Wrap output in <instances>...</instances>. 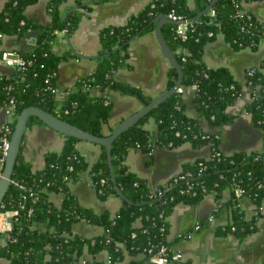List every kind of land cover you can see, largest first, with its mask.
<instances>
[{
  "label": "trees",
  "instance_id": "trees-1",
  "mask_svg": "<svg viewBox=\"0 0 264 264\" xmlns=\"http://www.w3.org/2000/svg\"><path fill=\"white\" fill-rule=\"evenodd\" d=\"M36 1L6 0L0 10V58L4 36H20L29 30H37L33 48L16 51L21 62H13L12 73L0 74V106L8 104L10 98L14 100L16 113L26 106L39 105L82 129L103 135V126L111 116L115 91L133 95L142 104L152 99L142 86L115 76L118 67L130 65L126 60L129 40L137 31L154 30L156 22L152 20L161 13L168 15L174 12L187 19L202 11L211 0H193V5L190 0H150L124 25L111 24L102 28L96 69L78 79L70 95L60 104L55 98V79L60 61L71 53L69 50L62 55L54 52L56 36L62 31L71 35L86 11L96 3L85 5L83 0H76L74 6L62 11L64 0H46L51 23L44 25L37 18L25 14L26 8ZM250 1L255 0H216L208 12L188 21L186 38L177 33L178 23L166 22L162 26L164 36L183 67L181 85L185 88L195 86L196 108L212 126L233 118L226 108L242 94L243 84L227 67L209 66L203 59L204 47L218 32H223L235 49L258 47L264 39V20L244 8V3ZM211 9L216 11L214 15H211ZM251 69L246 71V84L252 87L253 98L246 108L264 133V58L259 66ZM177 77L176 68L170 66L168 88L173 86ZM92 88L97 89L99 94L94 95ZM150 117L157 123L155 133L144 127ZM15 118L8 123L11 128ZM34 122L44 123V120L33 115L28 125ZM62 135V147L58 151H45L44 165L40 169L34 170L25 159L23 144L18 150L8 191L0 205V210L13 209L21 203L24 206L9 232L7 242L0 239V257L9 259L10 264H79L77 260L84 246H88V251L94 254L102 248L107 249L111 262L122 259L126 252L133 256L142 253V257H134L130 264H147L148 255L161 245L168 244L173 248L167 232L169 216L177 203H197L209 193L220 196L227 188L232 192L235 229L231 230V225L227 224L219 226L218 230L244 236L256 228V218L246 217L241 199L235 197L234 188L243 186L246 195L257 207L262 204L264 149L224 153L219 147L220 136L206 131L198 117L187 114L183 93L176 91L114 139L111 147L113 174L128 200L120 197L112 181L105 145L101 144L98 159L88 162L77 149L80 138L67 133ZM189 142L195 147L210 144V155L186 163L179 172L184 177L176 181L171 178L156 188L149 185L144 176L135 173L125 161L132 148L151 152L155 147H176ZM216 149H220V153ZM87 169L99 198L115 194L121 198V206L114 216L109 211L95 212L92 207L80 205L76 195L70 191L68 181L78 179L80 172ZM26 187L31 188L34 195L23 199L24 193H30ZM53 190L64 193L60 205L48 199L49 191ZM28 207L32 208L31 215L27 213ZM138 218L141 221L136 225L134 222ZM81 220L103 226V233L91 237L72 233V224ZM66 231L71 235H64ZM92 263L99 264L94 260Z\"/></svg>",
  "mask_w": 264,
  "mask_h": 264
},
{
  "label": "crops",
  "instance_id": "crops-1",
  "mask_svg": "<svg viewBox=\"0 0 264 264\" xmlns=\"http://www.w3.org/2000/svg\"><path fill=\"white\" fill-rule=\"evenodd\" d=\"M76 0H64L61 10L65 11L74 6ZM86 5L87 1L83 0ZM150 0H105L91 2L94 4L78 23L71 35L59 32L54 42V52L62 55L69 50L71 56L60 61L55 84L57 88L56 101L62 103L74 89L81 77L88 75L97 67V57L101 48L99 32L111 24L122 26L129 21ZM6 0H0V10ZM90 4V3H89ZM193 5V0H190ZM244 8L252 11L259 19L264 20V0L244 3ZM25 14L30 18H37L41 24L51 23V17L46 11V0H37L29 5ZM37 30L32 29L18 36L17 34L4 36L2 52L27 51L36 43ZM68 36V37H67ZM73 47V48H72ZM72 48V49H71ZM75 51L77 55L73 53ZM264 58V39L257 48L249 46L234 48L223 32H218L211 39L203 51V59L209 66L227 67L235 79L243 84V92L226 109L233 118L221 125H211L206 117L199 114L195 105V86L190 85L183 92L185 110L187 114L199 118L202 127L209 132L220 135L219 147L227 154L239 151L251 152L264 149L263 130L255 124L250 111L246 108L253 98V90L246 84V71L259 66ZM126 60L129 66L118 67L115 76L122 81L140 85L152 98L160 95L168 88V71L170 61L164 55L154 30L139 33L127 48ZM13 65L0 60V74L12 73ZM94 95L99 94L92 88ZM103 93V92H102ZM142 103L133 95L121 94L115 91L112 97L111 116L103 126L104 134L109 133L114 126L131 115ZM16 114L8 113L4 106H0V129L12 122ZM144 127L155 133L157 123L150 117ZM22 153L31 163L34 170L44 165V152L58 151L63 145L64 137L61 132L44 123H32L27 126L23 136ZM101 144L93 140L80 139L77 149L88 162L96 161L101 153ZM211 153L210 144L195 147L190 142L176 147H155L153 151L132 148L125 157L130 168L139 176H144L148 184L156 188L165 184L171 177L181 172L186 163L195 161L199 157H207ZM70 191L74 193L80 205L92 207L95 212L109 211L114 216L121 206L119 195H109L105 199L99 198L97 189L89 177V170L80 172L79 178L68 181ZM48 199L56 205L62 203L64 193L49 191ZM232 192L227 188L222 195L209 193L197 203L179 202L169 216L167 238L172 247L182 254V262L171 261L167 264H264V201L257 207L254 201L245 196L241 199V206L247 218H256V228L244 236L233 232H222L219 226H224L233 220ZM215 214V220L209 221L210 214ZM141 219L134 223L140 224ZM197 224L199 226L197 227ZM71 231L85 237L100 235L103 226L84 220L75 221ZM134 257H142V253L135 256L125 253L122 259L115 262L108 261L107 249L102 248L95 254L84 246L77 262L79 264H130ZM9 259L0 257V264H9ZM147 264H154L147 261Z\"/></svg>",
  "mask_w": 264,
  "mask_h": 264
},
{
  "label": "water",
  "instance_id": "water-1",
  "mask_svg": "<svg viewBox=\"0 0 264 264\" xmlns=\"http://www.w3.org/2000/svg\"><path fill=\"white\" fill-rule=\"evenodd\" d=\"M99 0H89L86 3L89 4L91 2H97ZM216 0H211L210 3L202 9V11L198 12L193 17L187 18V21H191L194 19H197L204 15L206 12L209 11V9L212 7L213 3ZM186 20H179V19H173L170 18L166 13H161V15L155 17L152 22H156L154 32L155 36H157L158 42L160 44V47L166 56V58L170 61L171 66H174L178 72V77L176 82L173 84V86L165 89L160 95L154 97L151 99L150 102L146 104H141L138 109H136L131 115L123 119L122 121L118 122L114 128L107 134L103 135H95L91 131H87L85 129L80 128L79 126L72 124L69 122L67 118H63L62 116L49 112L45 110L42 106L37 105H29L18 111L16 114L15 122L13 124L12 132L10 135V146L8 147L7 153L5 155L4 160V170L2 172V175L0 177V205L2 202L3 197H5L8 186L10 183L11 174L14 171L15 167V159L18 153V150L23 144V136L26 131V128L28 126V122L31 118V116L35 115L37 117H40L44 120V123L53 129H56L57 131L61 133H67L71 136L78 137L80 139L84 140H93L94 142L100 143L105 145L106 150V159L109 163L110 167V174L112 177V181L114 185L117 188V191L121 198L128 200L125 197V194L122 192L120 187L116 184V180L114 177V170H113V162L111 161V147L113 146L114 139L119 135L121 132L132 126L133 124L137 123L138 120L147 115L151 110L158 105H160L164 100H166L168 97H170L173 93H175L179 86H181L183 82V67L179 60H177V57L170 46L166 36L163 34L162 26L166 22H172V23H183ZM140 31H137L135 35L129 40V43L133 41L137 35H139ZM67 35V34H66ZM68 37V36H67ZM73 48V47H72ZM71 48V49H72ZM118 48V47H116ZM116 48H113L112 50H115ZM75 55L78 56V54L73 51ZM107 55V54H106ZM4 242H6L4 240Z\"/></svg>",
  "mask_w": 264,
  "mask_h": 264
},
{
  "label": "built area",
  "instance_id": "built-area-1",
  "mask_svg": "<svg viewBox=\"0 0 264 264\" xmlns=\"http://www.w3.org/2000/svg\"><path fill=\"white\" fill-rule=\"evenodd\" d=\"M210 13H211V15H214L216 13V11L211 9ZM168 16L170 18H173V19L186 20V19H183L181 16H178L174 12L169 13ZM187 28H188V21L186 20L185 22L178 24L177 33H179L184 38H186V36H187L186 35V29ZM0 60L5 62L6 64H9V65H13V62H16V61L21 62V59L19 58L18 53L15 51L2 52ZM251 68H249V69H251ZM184 90H185V87L183 85H181L178 87L177 92L183 93ZM3 106L8 113L16 114V112L14 111V100H13V98H10L9 103L5 104ZM8 123L9 122L5 123L0 129V132H1L0 139L2 140V145L0 147V177H1L2 172L4 170L5 155L7 153L8 147L10 146V140H11L10 135L12 132V128L9 126ZM215 134H217V133H215ZM217 135L220 136L219 134H217ZM215 151L217 153H220V149H216ZM190 174H191V172L187 173V176H189ZM182 177H184V175H182L181 173H177L176 175H174L171 178L174 181H176L178 178H182ZM102 181H103V179H102ZM25 189L29 190L30 193L29 194L24 193L23 197H22L23 199L27 198L28 196L34 195V192L32 191L31 188L26 187ZM234 191H235L234 192L235 197L237 199H242L243 197L247 196L246 195V189L241 185H237L234 188ZM23 207L24 206L21 203L16 208L0 210V234L2 235L0 237V239L3 242H4V240L7 242V240L9 239L8 238L9 232L11 231L14 222H16L17 217L20 214V209H22ZM27 213H29L30 215L32 214V208L31 207L27 208ZM208 220L209 221L215 220V214L214 213L210 214L208 217ZM228 224L231 225V230L235 229V225L233 224V220ZM198 226H199V224H197V227ZM63 233H64V235H71L68 231L63 232ZM108 261H109V259H108ZM147 261L150 263H154V264H167L168 262H171V261L182 262L183 260H182V254L179 251H176L174 248H171L168 244H163L158 248L157 251L148 255Z\"/></svg>",
  "mask_w": 264,
  "mask_h": 264
}]
</instances>
